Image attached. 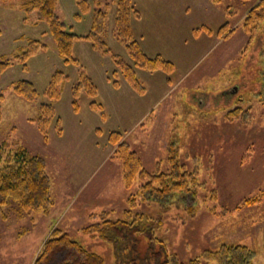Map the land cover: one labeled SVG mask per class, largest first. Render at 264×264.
<instances>
[{"label":"rangeland","instance_id":"374dc122","mask_svg":"<svg viewBox=\"0 0 264 264\" xmlns=\"http://www.w3.org/2000/svg\"><path fill=\"white\" fill-rule=\"evenodd\" d=\"M17 2L0 0V53L13 60L0 73V92L5 97L0 165L4 148L14 141L29 153L43 156L53 203L47 212L21 218L13 204L1 209L0 264H33L54 228L109 254L108 245L90 239L80 229L90 222L92 213L123 218L129 197L139 187L138 181L126 187L113 152L116 145L109 140L111 132L121 133L148 171L158 166L168 170L166 147L173 142L179 161L196 175L200 192L194 214L179 207V215H163L165 219L155 229L169 252L185 260L222 244H240L254 251L251 264H264V104L250 94L252 86L243 77L246 52H242L248 39L242 21L257 0H133L139 12L133 20L141 34L133 33L140 45L150 56L159 54L174 67L168 73L134 67L143 92L124 79L108 54L91 48L85 40L73 46L78 63L64 62L47 24H35L36 12L25 13ZM102 2H109L104 38L132 64L113 35L114 0ZM77 12L74 0H59L55 8L66 30L85 34L91 10L80 18L75 17ZM222 25L228 35L218 37ZM29 39H38L46 47L29 56L23 68L14 55L26 49ZM260 44L257 41L250 56H255ZM56 70L64 78L59 83L60 96L53 99L45 92ZM82 73L97 87L93 96L83 90L73 95L72 87ZM20 79L34 84L35 101L12 90ZM113 79L119 86L112 85ZM42 102L52 104L55 112L47 138L35 120ZM92 102L102 108H94ZM257 196L259 201L245 202ZM133 210L153 218L158 205L135 197Z\"/></svg>","mask_w":264,"mask_h":264},{"label":"trees","instance_id":"16d2710c","mask_svg":"<svg viewBox=\"0 0 264 264\" xmlns=\"http://www.w3.org/2000/svg\"><path fill=\"white\" fill-rule=\"evenodd\" d=\"M9 1V0H1ZM59 0H18L21 10L25 13L36 12L37 21L47 24L48 32L52 37L55 48L64 62L78 63L72 55L73 46L78 40H85L90 47L108 54L115 63L124 79L135 89L143 92L136 78L134 67L148 72L158 70L170 72L173 64L159 54L149 56L141 47L133 33L132 21L139 17V12L133 0H114L115 14L113 35L120 41L132 64L115 53L107 44L106 33L107 7L109 2L102 0H74L78 7L75 17L80 18L81 13L91 10L90 27L85 34H78L65 29V24L55 14ZM218 2V0H213ZM94 7L91 8V4ZM91 8V9H90ZM242 27L248 35L243 53L246 52L245 75L246 84H251V96H256L264 104V0H257L256 4L246 13ZM208 31V29H206ZM218 37L228 35L226 25H222L216 32ZM261 41L257 53L250 56L253 47ZM46 45L38 39H29L26 49L15 53L14 59L25 61L35 52ZM254 58V59H253ZM13 64V60L5 58L0 53V73ZM254 77V80H249ZM64 78L61 71L51 74L49 87L46 94L49 98L56 99L60 96L59 83ZM112 85L119 86L117 79L111 80ZM244 86V85H243ZM12 90L27 101H35L38 92L34 84L26 79H20L12 84ZM93 96L97 87L92 78L82 73L80 81L73 87V95L81 91ZM5 97L0 92V121L2 116L1 103ZM241 99V95L238 97ZM92 106L102 108L100 104L92 102ZM36 120L37 127L43 138L48 137V128L54 117L52 104L42 102L39 105ZM103 110V109H102ZM237 108L230 111L236 112ZM103 114V112H102ZM57 119L56 125L59 124ZM58 132L61 128L58 126ZM109 140L113 145L114 156L120 161L122 178L126 187H131L139 182L135 195L129 197L124 216L121 219H110L106 212L92 213L90 222L80 229L82 234L90 239H96L108 245V255L105 251L98 250L97 246L87 245L74 238L66 231L54 228L44 241L33 264H251L254 251L240 244H222L216 249H205L199 254L182 260L175 253L169 252L164 241L156 236L155 229L161 225L165 218L163 215L178 214L184 210L189 215L194 214L195 204L200 191L195 173L189 172L179 161L178 150L173 142H169L167 151L168 170H161L158 166L154 171L144 168L142 159L130 143L122 139L121 133L111 132ZM10 147L4 148L3 163L0 165V211L3 207L14 205L17 217L21 218L33 212H47L53 203L51 195V179L47 172L46 160L39 154H31L28 150L14 141ZM135 197H140L145 202L158 205L155 217L151 218L146 212H135ZM214 197L212 193L211 198ZM260 196L246 199V203L259 201ZM179 207H182L180 210ZM171 216V215H170Z\"/></svg>","mask_w":264,"mask_h":264},{"label":"crops","instance_id":"0c3cea01","mask_svg":"<svg viewBox=\"0 0 264 264\" xmlns=\"http://www.w3.org/2000/svg\"><path fill=\"white\" fill-rule=\"evenodd\" d=\"M136 19V18H135ZM132 26H133V31L136 33V34H141V29L138 27V25L135 23V20L132 21ZM142 47V46H141ZM144 50V49H143ZM149 55V54H148ZM150 56V55H149ZM154 56V55H152ZM190 64H192L191 62H189Z\"/></svg>","mask_w":264,"mask_h":264}]
</instances>
